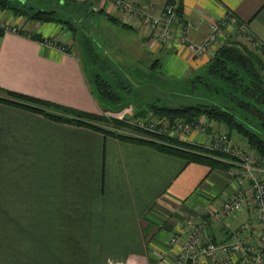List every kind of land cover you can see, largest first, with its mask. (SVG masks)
<instances>
[{
	"label": "crops",
	"instance_id": "0c3cea01",
	"mask_svg": "<svg viewBox=\"0 0 264 264\" xmlns=\"http://www.w3.org/2000/svg\"><path fill=\"white\" fill-rule=\"evenodd\" d=\"M110 1L82 3L91 6L82 18L99 16L94 23L106 49L132 56L137 72L159 70L172 78L197 74L218 47L197 58L181 43L178 30L159 44L143 21ZM129 1L153 17L174 5L191 43H202L212 22L225 21L219 44L243 33L264 47V0ZM0 22L21 30L0 34V91L86 114L106 110L88 83L80 50H73L75 34L66 25L1 9ZM114 53L113 63L118 62ZM204 121L208 131L228 133L234 146L248 148L222 124ZM187 140L207 146L199 132ZM235 189L229 170L210 171L152 146L0 101V264H174L180 247L170 245V236L187 220L208 221L205 236L219 244L248 219L245 210L226 230L210 218Z\"/></svg>",
	"mask_w": 264,
	"mask_h": 264
},
{
	"label": "trees",
	"instance_id": "16d2710c",
	"mask_svg": "<svg viewBox=\"0 0 264 264\" xmlns=\"http://www.w3.org/2000/svg\"><path fill=\"white\" fill-rule=\"evenodd\" d=\"M17 4L21 5L20 0H0V9L23 15L18 10ZM31 10L29 20L68 25L74 31L71 23L56 17V11L53 9ZM176 13L179 17L180 10L178 8H176ZM110 19L115 21L113 18ZM0 34H2L1 30ZM261 47L263 48L261 49L262 54H264V47ZM96 77L94 79L95 89L99 98L102 99L101 101L118 104L119 97L109 90L105 81ZM190 83L191 92L200 89L209 93L210 97L204 94L195 104L176 108L153 104L132 119L138 120L149 113L161 122L181 121L186 126L199 124L202 118L211 120L225 126L229 132L237 133L246 141L247 146L255 155L264 161V64L260 58L247 52L238 44L222 46L213 53L203 73L195 75ZM0 93L5 96L0 101L9 105L42 113L57 121L83 126L122 141L149 145L162 153L182 158L187 163L202 164L210 171H227L235 161L228 154L189 144L171 138L162 132H149L138 127L139 125L134 126L127 118H115L114 115L118 113L104 111L100 115L86 114L60 108L20 94L6 91H0ZM98 124L103 127L97 126ZM126 129L134 131L132 133L135 135L123 134L122 130L126 131ZM129 130L128 132H131Z\"/></svg>",
	"mask_w": 264,
	"mask_h": 264
},
{
	"label": "built area",
	"instance_id": "2783aa9c",
	"mask_svg": "<svg viewBox=\"0 0 264 264\" xmlns=\"http://www.w3.org/2000/svg\"><path fill=\"white\" fill-rule=\"evenodd\" d=\"M113 3L127 14L143 21L151 31L155 32L159 43H165L175 30H181V43L197 58L207 53L211 54L213 46L226 26L225 21L212 22L207 38L200 44H194L186 38V26L181 28L182 26L179 25L180 19L173 6L165 7L161 16L153 17L129 0H113ZM0 30L3 33H16L1 22ZM247 39L256 46L257 50L259 49L258 43L250 37ZM126 114L127 112L118 113L114 117L124 119ZM143 125L139 123V126ZM161 129V132L166 133L169 128L161 127ZM173 129L182 131V136L186 137V134L189 135L192 130H196L206 136L207 149L228 154L235 159L230 174L236 189L211 213V220L230 229L232 221L237 216L245 210L249 212L248 219L237 229L230 231L231 239L219 244L205 236L204 222L187 220L182 228L175 230L170 236V245L180 247L175 264H264V161L249 147L244 149L234 146L228 139V133L217 134L213 131L206 133L205 128L197 124L186 126L181 121H176L171 130ZM105 264L131 263L110 260Z\"/></svg>",
	"mask_w": 264,
	"mask_h": 264
},
{
	"label": "rangeland",
	"instance_id": "374dc122",
	"mask_svg": "<svg viewBox=\"0 0 264 264\" xmlns=\"http://www.w3.org/2000/svg\"><path fill=\"white\" fill-rule=\"evenodd\" d=\"M31 5H36L38 9H53L56 11V17L60 18L66 22L71 23L74 28V31L70 29L68 25H66L72 33L75 34L73 44V50L79 49L80 56L82 60V67L84 69L85 74L88 77V83L91 89L95 93L96 99L102 100L99 98L96 89H95V78H98L102 81H105L108 84V88L110 91L113 92L117 97H119L120 102L118 104H112L109 102L98 101L101 106H103L106 110V113H123L127 112L126 118L129 119L130 123L134 126L140 124H144L143 126H138L147 130L149 132H161V127L169 128L166 130V133L171 138L181 139L187 142V137L196 130H192L191 134H186L187 137L184 135L182 136V131L178 130H171L172 126L176 122H168L163 121L161 122L158 118L151 116L149 113L144 115L138 120L132 119L135 116H138L139 113L144 112L147 110V107L150 105H157V106H167V107H179L185 106L190 104H195L201 95H208L209 93L203 92L200 89L196 91H190L191 89V80L195 75H201L203 73L199 72L197 74H190L186 75L182 78H172L170 76H166L165 74L160 73L159 70H152L150 72L144 71L143 68L140 69L139 72L136 71L138 65L133 62L135 60L132 56H128V54L121 52H109L106 49L105 44L102 43L99 37L100 26L94 22L100 18L96 16L92 18L90 21L83 19V15L89 13L91 11V6L86 4H82L88 2L90 0H26ZM113 2V0H111ZM110 1V2H111ZM111 2V3H112ZM18 5V4H17ZM21 6L20 4L17 6ZM174 7L172 4L166 5L167 7ZM176 12V7H174ZM3 11V9H1ZM144 11V9L141 8ZM9 11V10H8ZM32 12V10H30ZM145 12V11H144ZM13 15L22 16L26 20L29 16H26L24 13L23 15H17L12 12ZM163 14V13H162ZM85 16V15H84ZM3 19V18H2ZM29 20V19H28ZM85 20V21H84ZM91 22L94 24L91 25ZM5 25V24H4ZM17 33L20 29H15ZM181 30H178V34ZM223 35V32L221 36ZM221 36L219 38H221ZM219 38L215 43L218 47H215V50L218 48L225 46V45H240L244 50L249 53L255 54L257 57L260 58L262 63L264 64V54L263 51L260 49L257 50L256 46L248 41V37H244L243 33L237 35L233 41L227 42V44H219ZM160 44V43H159ZM112 53L116 54L118 58L117 61L113 63V59L111 57ZM78 54V55H79ZM213 54V53H212ZM211 54V55H212ZM211 55L207 54L210 58ZM206 56V54L204 55ZM213 56V55H212ZM93 80V81H92ZM213 96V95H212ZM220 98L222 96L218 95ZM214 97V96H213ZM51 112V111H49ZM202 120V121H201ZM199 121V126L205 128V132L208 133L205 119H201ZM178 122V121H177ZM162 126L159 127V125ZM97 126H102L98 124ZM171 126V127H168ZM103 127V126H102ZM129 129L126 131L122 130V133L127 136H134L135 134L132 133L134 131L128 132ZM121 131V130H120ZM213 131L214 133L221 134L223 132H219L217 130H210L209 132ZM233 135H236L234 131L231 132ZM138 136L142 137L141 135L137 134ZM204 148H206L204 146ZM229 172L231 167L228 169ZM204 222V225L208 224L206 220H200ZM220 224V223H219ZM224 229H227L222 224H220ZM235 227V226H234ZM212 241V239H210ZM180 252V248L177 253ZM177 256V254H176ZM175 264V262H174Z\"/></svg>",
	"mask_w": 264,
	"mask_h": 264
},
{
	"label": "water",
	"instance_id": "95a60500",
	"mask_svg": "<svg viewBox=\"0 0 264 264\" xmlns=\"http://www.w3.org/2000/svg\"><path fill=\"white\" fill-rule=\"evenodd\" d=\"M21 6L18 7V10L22 13H24L26 16H31V9H38L36 5H31L29 2L25 0H20Z\"/></svg>",
	"mask_w": 264,
	"mask_h": 264
}]
</instances>
